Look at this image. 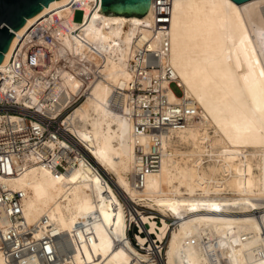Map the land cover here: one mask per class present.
Wrapping results in <instances>:
<instances>
[{
    "label": "bare ground",
    "instance_id": "bare-ground-1",
    "mask_svg": "<svg viewBox=\"0 0 264 264\" xmlns=\"http://www.w3.org/2000/svg\"><path fill=\"white\" fill-rule=\"evenodd\" d=\"M67 1L28 19L15 31L11 49L39 18L54 11L63 17ZM151 5L149 0L145 15L134 17L90 15L87 8L72 15L71 29L84 28L104 64L84 53L83 64L102 78L89 83L86 100L67 119L92 152L97 171L56 174L33 159L18 177L0 180L25 193L24 217L38 228V238L49 227L62 235L60 241L70 238L73 252L68 258L60 254L56 264H264V0L175 2L169 62L198 115L188 128L164 138L160 170L137 189L135 149L149 137L135 135L112 98L131 79L133 39L152 21ZM63 85L71 95L79 82L68 75ZM170 98L181 99L173 91ZM134 204L178 219L165 261L156 245L167 238L170 224L158 225ZM132 222L156 235L155 242L137 235L143 247L151 240L148 254L134 248L127 232ZM0 264H7L1 255ZM19 264L43 262L33 256Z\"/></svg>",
    "mask_w": 264,
    "mask_h": 264
},
{
    "label": "built area",
    "instance_id": "built-area-1",
    "mask_svg": "<svg viewBox=\"0 0 264 264\" xmlns=\"http://www.w3.org/2000/svg\"><path fill=\"white\" fill-rule=\"evenodd\" d=\"M176 1L152 0V21L133 39V57L128 66L131 79L112 98L114 108L131 121L135 135L149 137L147 144L138 143L135 149L133 182L137 189L145 187L149 174L160 170L164 138L188 128L198 115L193 100L184 97L169 62V28ZM101 5L100 0H68L60 8L63 17L54 11L31 24L17 38L10 57L0 67V178L18 177L33 159L56 174L80 168L97 171L92 152L71 132L67 119L86 100L89 83L102 78L83 64L84 53L97 60V66L104 65L97 55L101 52L84 37V28L71 29L72 15L86 8L90 15L100 12ZM68 75L79 82L71 95L63 85ZM173 87L181 92L179 102L170 98ZM25 196L0 180L3 260L19 264L39 256L43 264H56L60 254L70 257V238L63 236L60 241L62 235L55 234L51 227L38 238V228L27 224ZM135 206L138 212L140 205ZM137 226L129 223L128 235Z\"/></svg>",
    "mask_w": 264,
    "mask_h": 264
},
{
    "label": "water",
    "instance_id": "water-1",
    "mask_svg": "<svg viewBox=\"0 0 264 264\" xmlns=\"http://www.w3.org/2000/svg\"><path fill=\"white\" fill-rule=\"evenodd\" d=\"M67 0H0V66L5 61L4 54L11 49L15 31L22 30L27 20L36 17L53 5ZM102 13L111 16L118 13L122 17L145 15L149 0H100ZM152 1V0H151ZM243 4L251 0H232Z\"/></svg>",
    "mask_w": 264,
    "mask_h": 264
},
{
    "label": "rangeland",
    "instance_id": "rangeland-1",
    "mask_svg": "<svg viewBox=\"0 0 264 264\" xmlns=\"http://www.w3.org/2000/svg\"><path fill=\"white\" fill-rule=\"evenodd\" d=\"M81 19H82V15H81V13H78L76 18H75L76 22H81ZM173 90L177 96H179L181 94V92L177 88L173 87ZM138 205H140L139 206L140 209L138 210V212L143 213L144 215L153 217L154 220L158 223V225H162L163 220L167 221L170 224V231H169L167 238L163 242H159V244L156 245V247L157 246L161 247L163 259L165 261L166 260V253H167L168 246H169L170 233L176 229L178 219L172 215H165L164 213H162L161 211H159L157 209H152L148 205H143V204H138ZM137 235L149 237V238H151V240H154V242L157 241L156 235L154 234L152 236H148L147 232L145 230H144V232H141V229L138 226L135 228L132 227V230L130 231V233L128 235L131 238L133 246L136 250H138L140 253H142L144 255L148 254V248L150 246L151 240L147 244V246L143 247L138 242Z\"/></svg>",
    "mask_w": 264,
    "mask_h": 264
}]
</instances>
